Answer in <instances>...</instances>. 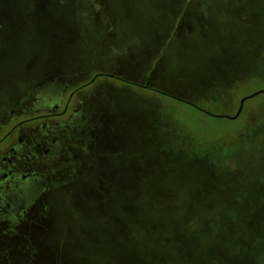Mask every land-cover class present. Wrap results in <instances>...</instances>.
Masks as SVG:
<instances>
[{"label":"rangeland","instance_id":"rangeland-1","mask_svg":"<svg viewBox=\"0 0 264 264\" xmlns=\"http://www.w3.org/2000/svg\"><path fill=\"white\" fill-rule=\"evenodd\" d=\"M100 69L163 93L98 78L121 95L97 170L3 264H264V93L215 116L264 89V0H0V111Z\"/></svg>","mask_w":264,"mask_h":264},{"label":"flooded vegetation","instance_id":"flooded-vegetation-1","mask_svg":"<svg viewBox=\"0 0 264 264\" xmlns=\"http://www.w3.org/2000/svg\"><path fill=\"white\" fill-rule=\"evenodd\" d=\"M101 76L163 93L152 80L142 84L100 69L90 79L81 73L29 84L0 111V264L1 250L11 256L25 235H40L37 213L41 207L48 213L57 189L81 186L82 174L97 170L91 169L100 136L121 95L118 84L98 82Z\"/></svg>","mask_w":264,"mask_h":264},{"label":"water","instance_id":"water-1","mask_svg":"<svg viewBox=\"0 0 264 264\" xmlns=\"http://www.w3.org/2000/svg\"><path fill=\"white\" fill-rule=\"evenodd\" d=\"M263 93H264V89L259 90V91H256V92H254V93H252V94H250V95H248V96L242 98V100H241V102H240V107H239L237 113L234 114V115H215V116H218V117H226V118H229V119H237V118L240 117V115H241L242 112L244 111L245 103L247 102V100H249V99H251V98H254V97H256V96H258V95H260V94H263ZM178 99H179V100H182V101H185V102H187V103L193 105V103H192L191 101L184 100V99H181V98H178ZM200 109L203 110L202 108H200ZM204 111H205V110H204ZM205 112H207V111H205ZM207 113H208V112H207Z\"/></svg>","mask_w":264,"mask_h":264},{"label":"trees","instance_id":"trees-1","mask_svg":"<svg viewBox=\"0 0 264 264\" xmlns=\"http://www.w3.org/2000/svg\"><path fill=\"white\" fill-rule=\"evenodd\" d=\"M229 103H232L233 104V102H232V100L230 99V101H229ZM189 104V103H188ZM238 105H236V106H234V107H237ZM238 108V107H237ZM262 247H264V244H263V246ZM256 264H260V262L259 263H256Z\"/></svg>","mask_w":264,"mask_h":264}]
</instances>
